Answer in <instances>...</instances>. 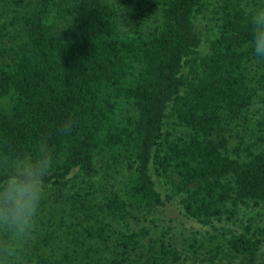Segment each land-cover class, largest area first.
<instances>
[{"label": "trees", "instance_id": "1", "mask_svg": "<svg viewBox=\"0 0 264 264\" xmlns=\"http://www.w3.org/2000/svg\"><path fill=\"white\" fill-rule=\"evenodd\" d=\"M261 3L0 0V141L22 149L49 135L57 157L18 264H264V61L243 12ZM205 10L213 31L200 53L194 19ZM256 98L263 112L252 117ZM70 114L76 127L61 137ZM111 162L126 170L115 184ZM171 195L202 224L238 228L185 238L181 255L147 224Z\"/></svg>", "mask_w": 264, "mask_h": 264}, {"label": "clouds", "instance_id": "2", "mask_svg": "<svg viewBox=\"0 0 264 264\" xmlns=\"http://www.w3.org/2000/svg\"><path fill=\"white\" fill-rule=\"evenodd\" d=\"M243 12L254 58L264 61V3ZM76 123L71 114L65 117L59 135L70 137ZM56 163L49 135L22 149L0 141V264H18L21 248L35 238L43 207L54 191L49 178Z\"/></svg>", "mask_w": 264, "mask_h": 264}, {"label": "rangeland", "instance_id": "3", "mask_svg": "<svg viewBox=\"0 0 264 264\" xmlns=\"http://www.w3.org/2000/svg\"><path fill=\"white\" fill-rule=\"evenodd\" d=\"M211 6V5H210ZM118 27L121 30H126L128 25L125 23V19L123 17H119L117 19ZM213 22L207 10L203 11L201 14L197 15L194 19V28L199 35L200 44L198 46V51L203 53L207 48V41L211 37L212 34V26ZM263 112L261 102L256 98L255 101L249 106L248 114L252 117H255ZM167 129L172 131L173 133H181L184 130V127L181 125H173L171 123L167 124ZM233 130V129H232ZM230 130L229 134V146H232L238 139V137L231 135L233 131ZM246 136V135H245ZM247 140V139H245ZM108 155L103 157L102 161H98V164H103L104 160L108 159ZM109 168L105 172L109 173L110 183L115 184L118 180H121L126 170L120 163L111 162L108 166ZM153 180L155 182V186L160 192L162 196L168 195L169 190L167 185L163 182V180L152 173ZM248 208L239 207L238 216L244 214V212ZM262 210V208H260ZM152 216L154 217V221L148 222L149 226L153 230L163 229L166 230V238L168 241L175 245L181 255L186 254L184 249V241L185 238L195 237L198 239L200 235L207 234L208 232H212L215 228H219L220 226H230L231 228H238V223L235 221L234 223L225 221V220H212L209 224H202L197 221L195 218L188 216L184 213L181 208L180 202L178 200L177 195H171L168 199H165V203L152 210ZM264 220V219H263ZM155 225V227H153ZM264 256V242L260 246L258 261H262V257ZM176 264H234L233 260L223 259L216 261H193L190 258H186L182 262Z\"/></svg>", "mask_w": 264, "mask_h": 264}]
</instances>
